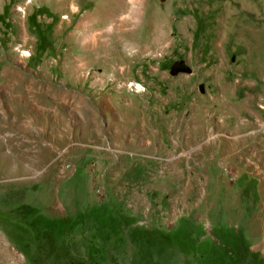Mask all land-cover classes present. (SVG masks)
Here are the masks:
<instances>
[{"label": "rangeland", "instance_id": "1", "mask_svg": "<svg viewBox=\"0 0 264 264\" xmlns=\"http://www.w3.org/2000/svg\"><path fill=\"white\" fill-rule=\"evenodd\" d=\"M219 228L264 264V0H0V264H217Z\"/></svg>", "mask_w": 264, "mask_h": 264}, {"label": "trees", "instance_id": "2", "mask_svg": "<svg viewBox=\"0 0 264 264\" xmlns=\"http://www.w3.org/2000/svg\"><path fill=\"white\" fill-rule=\"evenodd\" d=\"M37 34L39 39L37 50H42L44 46V35L39 31ZM191 230L192 229L189 230L187 228L184 221L181 222L175 232L174 239H171V241L176 245L181 246V248H185L186 250H189V252L199 255L201 259L206 260L207 258L208 260V254L204 252L203 243H201V238L205 236L204 228L199 227L196 229V233L193 232L194 239L191 237ZM215 236L218 239V243H216V246L214 245L216 250H212L211 253L214 255L217 264H227L225 263L227 257L230 261L233 259L235 262L244 261L242 258L249 253V246L242 239L241 235L225 228H219L215 230ZM207 251H209L208 253L210 254V250Z\"/></svg>", "mask_w": 264, "mask_h": 264}, {"label": "water", "instance_id": "3", "mask_svg": "<svg viewBox=\"0 0 264 264\" xmlns=\"http://www.w3.org/2000/svg\"><path fill=\"white\" fill-rule=\"evenodd\" d=\"M188 71L187 67L184 65L183 62H176L172 65L171 69H170V74L171 75H176L180 72H186Z\"/></svg>", "mask_w": 264, "mask_h": 264}]
</instances>
